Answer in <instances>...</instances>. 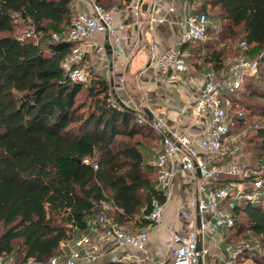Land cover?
I'll use <instances>...</instances> for the list:
<instances>
[{
  "label": "trees",
  "instance_id": "trees-1",
  "mask_svg": "<svg viewBox=\"0 0 264 264\" xmlns=\"http://www.w3.org/2000/svg\"><path fill=\"white\" fill-rule=\"evenodd\" d=\"M130 1L96 0L106 8ZM208 8H218L217 42L209 40ZM73 10L72 0H0V255L19 264H52L61 243L88 232V220L104 203L118 223L145 226L153 199L166 202L148 173L154 165L145 160L147 144L137 138L157 139L150 125L112 105L105 77L82 83L63 67L74 43L55 40L53 33L68 28ZM200 11L209 16V38L184 49L221 72L230 65L228 50L245 40L243 57L257 59L259 69L238 92L244 109L264 119V0H202ZM22 28H33L34 37L21 38ZM232 110L234 132L247 118ZM253 131L248 143L255 167H262L264 126ZM234 212L235 225L226 230L248 231L264 245V204L243 202ZM252 259L264 264V258Z\"/></svg>",
  "mask_w": 264,
  "mask_h": 264
},
{
  "label": "built area",
  "instance_id": "built-area-1",
  "mask_svg": "<svg viewBox=\"0 0 264 264\" xmlns=\"http://www.w3.org/2000/svg\"><path fill=\"white\" fill-rule=\"evenodd\" d=\"M73 1L85 3L86 9L77 11L68 28L62 33L54 32L53 39L74 43L63 61V67L74 81L89 83L92 78L91 69L83 64L89 48L104 61L109 59L108 44L112 52H124L128 16L136 24L145 23L150 29L157 22H169L181 29L180 42L153 58L167 83L177 80L179 74L188 69L186 58L189 53L183 46L188 42H205L209 38L208 14L204 11L195 13L189 7V0H186L180 16L174 15V4L170 5L166 15H157L156 7L163 0H156L148 7L147 18H144V0H131L122 10L119 6L106 8L95 0ZM115 11H121L125 16L118 24L114 18ZM241 45L244 48L248 46L245 40ZM258 69V60L246 57L235 60L221 72L208 68L203 80L195 82L194 90L186 99L183 108V113L187 114L185 120L173 119L170 122L166 115H153L152 119L145 114L141 117L162 137L160 144L153 148L158 188L164 192L166 200H170L176 179L181 178L188 196L179 210L183 223L178 230L172 231L169 264H200V259L205 264L212 246L221 248L215 236L221 229L235 225L234 208L243 202L264 204V166L250 169L236 158L238 148H232L231 144L238 140V136L231 132L229 115L232 106L230 96L243 87L248 76L256 75ZM111 82L112 105L120 109L135 108L134 99L117 89L123 86L122 79L113 77ZM152 206L146 218L153 224H161L164 204L154 198ZM88 228V232L74 237V248L63 258L61 255L55 260L53 258L52 264H98L104 253L109 255V264H116L131 259L132 255L125 249L145 251L150 237L148 231L129 229L105 212L89 219ZM61 246H68V242L63 241ZM224 246L222 252L221 249L215 252L219 260L217 264H241V249L233 244ZM0 264L19 263L12 257L0 255Z\"/></svg>",
  "mask_w": 264,
  "mask_h": 264
},
{
  "label": "crops",
  "instance_id": "crops-1",
  "mask_svg": "<svg viewBox=\"0 0 264 264\" xmlns=\"http://www.w3.org/2000/svg\"><path fill=\"white\" fill-rule=\"evenodd\" d=\"M144 1V18H147L149 16L148 7H151L156 0ZM72 3L77 11L86 9L85 3L77 4L73 0ZM172 4L176 6L174 15L180 16L186 5V0H163L156 7L155 13L160 16L166 15L168 8ZM125 6L121 7V10ZM114 18L118 24L125 19V16L123 12L115 11ZM126 21L128 23V38L124 44V52L113 51L108 54V61H104L94 50L89 48L83 62L84 66L91 69L92 76L98 74L105 77L111 86L113 77L121 78L123 86L117 87L118 91H125L128 94V90H130L141 94L142 98L147 100L153 115H166L170 122H173V119L185 120L187 114L183 113V108L185 107L186 99L190 92L194 90L195 82L203 80L204 73L207 70L206 65L200 59L193 61V55L186 49L189 53L186 58L188 69L181 72L177 80L167 83L164 76L159 72L153 58L167 47L180 42L181 29L169 22H157L153 29H150L145 23L136 24L134 19L129 16ZM100 37L97 36V39H101ZM196 63L198 64L196 65ZM161 139L162 137L157 135L156 145L160 144ZM187 197L182 179L177 178L173 188V197L164 203L161 224L148 223L145 226H141L136 224V221H131V223L136 224L140 228L136 229L137 231L146 230L149 232L150 237L146 250L125 249L124 251L127 254L132 255L131 259L116 264H169L171 260L172 231L178 230L183 223L179 217V210L186 202ZM218 234L215 237L220 242V251L222 252L225 237L223 233ZM220 251L218 250L217 252ZM215 255L216 253L210 258L207 257L205 264H217L219 260ZM108 259L109 255L104 253L98 264H109Z\"/></svg>",
  "mask_w": 264,
  "mask_h": 264
},
{
  "label": "rangeland",
  "instance_id": "rangeland-1",
  "mask_svg": "<svg viewBox=\"0 0 264 264\" xmlns=\"http://www.w3.org/2000/svg\"><path fill=\"white\" fill-rule=\"evenodd\" d=\"M114 5H118V2H116ZM189 5H190L189 6L190 9H193L195 13H198L200 11V8L202 7V0H189ZM76 12H77V10L74 9L73 13L75 14ZM207 12L210 15V24L213 26L212 31H211V38L212 39H209V40H211L213 42H217V37H215V36L218 35V30H219L220 24H221L217 18L218 8H208ZM34 32L35 31L33 28L32 29L22 28L21 30H19V35H21L22 37L32 38V37H34V35H33ZM241 41L237 40L236 43H234V46H232L231 49L228 50V52L226 54V58H225V60H226L225 62L228 65L231 64L232 62H234L235 60L243 57V55H244L243 51L245 48L242 47ZM230 44H232V42ZM188 51L190 54H193L191 47L188 48ZM197 56H198V54H197ZM197 56L193 57V61L194 60L196 61V59L197 60L200 59L201 62H204V56H201V57L200 56L197 57ZM125 84H126V82H125ZM258 85L262 86V83L260 82V83H258ZM243 86L245 87V85H243ZM126 91H127V89H126ZM128 91H129L128 94L134 99V105L133 106L135 107V109H137L139 117H142L145 114V111H144L145 108H148L151 110V108L148 106L147 100L143 99L141 94H139L138 92L134 93L130 90H128ZM242 91H239V92L233 94L232 96H230V100H231V103L233 106L232 112H234V113L238 112V111L243 112L245 117L247 118V123L244 126H238L237 129L234 131V134H236L238 136V140L235 141L234 143H232L231 147L232 148H236V147L238 148V151L236 153V158L241 163H243L244 165H246L250 169H254L255 166L258 164V158L256 157L255 149H253V145L248 143V140H249V137L254 132L253 128H258L260 126H264V119L259 117V116H256V115L249 114L244 109V106H242V102H241V101L245 100V99H243V95L241 94ZM152 130H153L155 135H158L157 130H155V129H152ZM137 138H141L142 141H144L145 144H147V147H143L145 160H146V162L153 164V159H154L153 158V148L156 146V139H150L147 137L142 138L139 136ZM148 173L153 180L156 179V174L154 172V169ZM100 211L105 212L106 214H108V216H111L113 213V208L110 205L105 206L103 204L101 209L97 213H101ZM125 225L129 229H133V230L140 229V228H138V226L136 224L131 223V222L125 223ZM221 233H223V234L225 233L226 239L229 238L230 242L234 246L241 249L240 260L242 261V264H255L253 259H252V256H257L258 258H264V245L261 243L260 237L254 235L248 231H244L241 234H239V233H237V229H233V230L221 229L219 234H221ZM79 235L80 234L77 231L75 237H77ZM67 242H68V246H66V247L61 246V248L59 249L57 254L53 257L54 260L56 259V257H58L60 255H61V258H63V255L68 254L70 252V250L74 248V247H72L74 244V237L67 240ZM224 247L225 246H223L222 248L224 249ZM218 250H220V249L212 247L211 252L208 255V258L212 257L213 254ZM30 264H36V263L32 262Z\"/></svg>",
  "mask_w": 264,
  "mask_h": 264
},
{
  "label": "water",
  "instance_id": "water-1",
  "mask_svg": "<svg viewBox=\"0 0 264 264\" xmlns=\"http://www.w3.org/2000/svg\"><path fill=\"white\" fill-rule=\"evenodd\" d=\"M107 49H108V54H111L112 53V49H111V46L109 44L107 45ZM125 109L129 110V111H132L134 113H138L137 109H135V108L125 107ZM144 111H145V117H147L148 119H152L153 118V112L150 109L145 108ZM198 226H200V215L198 216ZM200 247H201V238H200ZM200 264H201V259H200Z\"/></svg>",
  "mask_w": 264,
  "mask_h": 264
}]
</instances>
